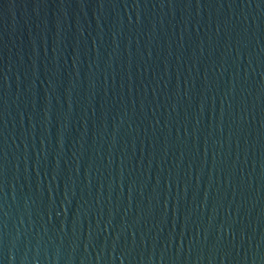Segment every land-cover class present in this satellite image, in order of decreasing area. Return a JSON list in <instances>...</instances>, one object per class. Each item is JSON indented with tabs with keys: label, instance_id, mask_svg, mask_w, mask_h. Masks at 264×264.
Returning a JSON list of instances; mask_svg holds the SVG:
<instances>
[{
	"label": "water",
	"instance_id": "water-1",
	"mask_svg": "<svg viewBox=\"0 0 264 264\" xmlns=\"http://www.w3.org/2000/svg\"><path fill=\"white\" fill-rule=\"evenodd\" d=\"M0 264H264V0H0Z\"/></svg>",
	"mask_w": 264,
	"mask_h": 264
}]
</instances>
